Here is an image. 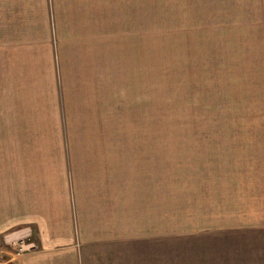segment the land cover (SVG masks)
<instances>
[{
    "label": "crops",
    "instance_id": "crops-1",
    "mask_svg": "<svg viewBox=\"0 0 264 264\" xmlns=\"http://www.w3.org/2000/svg\"><path fill=\"white\" fill-rule=\"evenodd\" d=\"M119 1L0 0V119H25L0 128V264H166L167 131L129 105L149 51ZM198 232L199 264L264 262V225Z\"/></svg>",
    "mask_w": 264,
    "mask_h": 264
},
{
    "label": "rangeland",
    "instance_id": "rangeland-1",
    "mask_svg": "<svg viewBox=\"0 0 264 264\" xmlns=\"http://www.w3.org/2000/svg\"><path fill=\"white\" fill-rule=\"evenodd\" d=\"M123 1L149 51L129 105L143 94L151 139L167 131L166 264H199L206 236L178 230L264 225V0Z\"/></svg>",
    "mask_w": 264,
    "mask_h": 264
},
{
    "label": "built area",
    "instance_id": "built-area-1",
    "mask_svg": "<svg viewBox=\"0 0 264 264\" xmlns=\"http://www.w3.org/2000/svg\"><path fill=\"white\" fill-rule=\"evenodd\" d=\"M23 234H24V236H28V237L31 236L30 229H27ZM34 246L35 245H34V243L32 241L28 242V243H22V244L19 245L18 251L22 252V251H24V250H26L28 248L34 247Z\"/></svg>",
    "mask_w": 264,
    "mask_h": 264
}]
</instances>
